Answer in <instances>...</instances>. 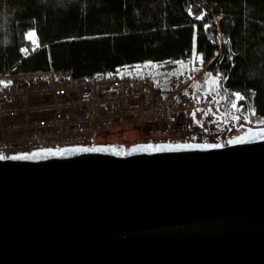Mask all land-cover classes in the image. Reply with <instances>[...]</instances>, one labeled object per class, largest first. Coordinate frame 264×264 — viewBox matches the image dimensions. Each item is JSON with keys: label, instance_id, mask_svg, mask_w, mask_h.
Here are the masks:
<instances>
[{"label": "water", "instance_id": "1", "mask_svg": "<svg viewBox=\"0 0 264 264\" xmlns=\"http://www.w3.org/2000/svg\"><path fill=\"white\" fill-rule=\"evenodd\" d=\"M178 143L0 153V264H264V139Z\"/></svg>", "mask_w": 264, "mask_h": 264}, {"label": "trees", "instance_id": "2", "mask_svg": "<svg viewBox=\"0 0 264 264\" xmlns=\"http://www.w3.org/2000/svg\"><path fill=\"white\" fill-rule=\"evenodd\" d=\"M194 55L217 74L227 113L240 91V109L264 122V0H0V74H116Z\"/></svg>", "mask_w": 264, "mask_h": 264}, {"label": "built area", "instance_id": "3", "mask_svg": "<svg viewBox=\"0 0 264 264\" xmlns=\"http://www.w3.org/2000/svg\"><path fill=\"white\" fill-rule=\"evenodd\" d=\"M0 153L97 143L122 112L157 109L138 67L116 74L75 76L70 69L8 70L0 74Z\"/></svg>", "mask_w": 264, "mask_h": 264}, {"label": "rangeland", "instance_id": "4", "mask_svg": "<svg viewBox=\"0 0 264 264\" xmlns=\"http://www.w3.org/2000/svg\"><path fill=\"white\" fill-rule=\"evenodd\" d=\"M197 59L194 55L189 60L170 64L152 62L133 66L149 79L157 109L150 113L122 112L114 126L93 145L129 147L148 141L226 145L232 136L242 135L249 127L264 126V122L245 120L244 115L249 113L240 107L227 113L225 102L217 92V74L208 65L198 64ZM235 114H240L242 119L236 121Z\"/></svg>", "mask_w": 264, "mask_h": 264}, {"label": "snow or ice", "instance_id": "5", "mask_svg": "<svg viewBox=\"0 0 264 264\" xmlns=\"http://www.w3.org/2000/svg\"><path fill=\"white\" fill-rule=\"evenodd\" d=\"M207 27V25H205ZM25 38L31 40L33 43H35V37H36V29H29L25 34ZM25 49H21V51H24ZM146 64H151V61H145ZM215 82V80L213 81ZM0 83H3L0 81ZM235 99L232 100L231 106L233 108L240 107L241 105L238 104V101L246 99L245 96L242 95L240 91H236L233 93ZM252 115H255L256 110L253 108L251 109ZM193 116H195V111L193 112ZM235 119H239V117H235ZM245 120H249L250 116L248 114L244 115ZM199 123V121H197ZM254 139H264V127L256 128V127H249L247 131L243 132L242 135L239 136H232L228 143L234 144L240 141H247V140H254ZM171 146V145H166ZM178 147L180 148H215L219 147V144L216 143H178ZM161 145L159 143H153L151 141L140 143V144H134L132 145V151H157L159 150ZM69 148L75 152H87V151H100V152H109V151H115L116 147L115 145H93L89 147L88 145H70L65 148H38L35 149L33 152H18L15 153V157H21V158H29V159H38L39 156L37 153L45 152L49 155H65L67 154ZM123 154V153H118Z\"/></svg>", "mask_w": 264, "mask_h": 264}]
</instances>
